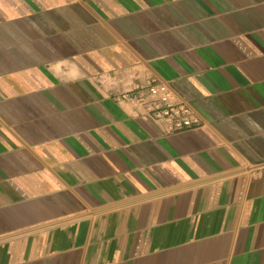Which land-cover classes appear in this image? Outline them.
I'll use <instances>...</instances> for the list:
<instances>
[{
	"label": "crops",
	"instance_id": "1",
	"mask_svg": "<svg viewBox=\"0 0 264 264\" xmlns=\"http://www.w3.org/2000/svg\"><path fill=\"white\" fill-rule=\"evenodd\" d=\"M0 264H264V0H0Z\"/></svg>",
	"mask_w": 264,
	"mask_h": 264
},
{
	"label": "built area",
	"instance_id": "2",
	"mask_svg": "<svg viewBox=\"0 0 264 264\" xmlns=\"http://www.w3.org/2000/svg\"><path fill=\"white\" fill-rule=\"evenodd\" d=\"M147 93L151 101L145 108L166 131L181 132L198 124L197 118L192 115L187 105L176 101L166 85L150 82Z\"/></svg>",
	"mask_w": 264,
	"mask_h": 264
}]
</instances>
